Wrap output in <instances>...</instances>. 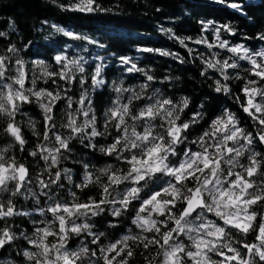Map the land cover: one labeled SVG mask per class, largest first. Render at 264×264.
<instances>
[{"label":"snow or ice","instance_id":"6c2138e0","mask_svg":"<svg viewBox=\"0 0 264 264\" xmlns=\"http://www.w3.org/2000/svg\"><path fill=\"white\" fill-rule=\"evenodd\" d=\"M218 2L223 3L224 0ZM228 7L247 15L239 3H229ZM68 10L105 11L96 0H80ZM201 23L203 30L208 31L214 22ZM221 30L234 34L228 25H220L213 28L218 44L208 43L203 37L193 42L206 44L209 49H226L233 56L216 59L213 63L200 54L202 63L220 72L223 81L240 78L239 72L234 77L230 76L228 69L241 70L264 81V49L254 51L244 45L229 46L228 41L220 38ZM4 35L0 32V37ZM64 35L99 44L97 40L72 31H65ZM259 39L264 40V34ZM99 46L104 47L103 44ZM19 51L11 46L7 52L13 55H0V118H5L4 134L13 138L19 145V151H24L27 141L17 116L26 115L23 105L35 99L44 113V130L37 131L32 120L28 122L29 127L38 139L47 143L38 144L39 151H30L29 155L43 161L44 172L36 177L35 188L30 187L33 181L28 168L18 163L15 156L5 155L12 145L0 148V220L33 214L42 219L31 221L34 226L31 234L21 231L17 236L10 227H0V249L22 238L28 247L18 254H22L29 264H130L136 254L133 245L143 247L145 252L150 247L156 249L154 256H145L147 264H264V85L257 87L259 81L248 79L241 89L245 103L240 106L254 121L253 131L241 127L236 114L225 110L201 135L190 140L192 125L198 124L203 115L197 111L190 120H181V113L189 106L187 98L174 103L171 99L162 98L159 90L146 96L149 85L142 84L136 91L123 87V81L114 88L118 95L113 106L104 112L103 130H99L88 89L73 101L72 96L67 95L71 89H63L65 95L62 96L60 91L36 87L38 80L48 83L49 79L58 77L68 84L77 82L83 88L87 81L82 75L77 80L75 73L85 72L81 63H87L84 57L68 60L66 56L57 55L55 61L61 65L59 71H49L47 65L38 61L36 67L40 71L38 74L33 72L29 79L25 62L13 59ZM141 51L154 50L145 48ZM193 51L189 49V53ZM160 54L169 55L168 52ZM212 55L215 57L219 53ZM120 61L122 65H130L126 69L129 73L144 72L128 57H120ZM240 61H247L251 67L244 68ZM103 67L102 64L95 66L91 76L93 90L106 84L102 77ZM144 75L147 81L154 80L147 72ZM26 82L31 86L26 87ZM215 91L231 94L228 84L220 80H216ZM124 93H130L127 102H122ZM62 99H66L63 108L65 122L60 127L67 131V135L57 130L54 118V110ZM140 100L147 102L134 110L133 103ZM236 101L240 102L238 96ZM74 103L79 107L73 108ZM257 125L259 129L255 130ZM110 129H114L117 135L110 144L99 147V151L106 156H114L126 167L108 165L99 170V175H94L88 171L92 167L90 163L82 162L83 180L74 184L72 170L59 167L62 160L68 159L64 154L72 152L71 142L79 140L85 148L96 149L93 141L97 137L112 135ZM54 167L57 169L55 172L52 171ZM45 173L47 180L43 178ZM63 181L80 191L90 185L99 186L100 199L90 197L87 202L81 201L77 192L69 188L71 201L58 200L57 190L65 188ZM121 185L127 187L121 190ZM17 197L30 199L35 205H40L41 198H44L47 206L35 207L33 212L24 211L16 207L14 198ZM134 201L139 202V207L132 223L140 232L132 234L130 229L129 234L119 240L101 245L104 232H94L95 225L89 221L102 215L106 211L105 205H111L110 214L119 217ZM47 214H51V219ZM209 214L215 219H209ZM251 232L256 233L254 241L246 239ZM237 233L245 239L236 238ZM81 236L91 239L80 240L75 248L69 247L73 237ZM0 264L13 262L0 260Z\"/></svg>","mask_w":264,"mask_h":264},{"label":"trees","instance_id":"16d2710c","mask_svg":"<svg viewBox=\"0 0 264 264\" xmlns=\"http://www.w3.org/2000/svg\"><path fill=\"white\" fill-rule=\"evenodd\" d=\"M80 0H0V32L5 35L0 37V55L11 56L7 48L15 46L20 51L13 57L19 58L25 62V71L29 75L39 73L40 69L36 67V62H43L48 66L49 71H59L61 65L57 64L55 57L57 55L66 56L68 60H77L84 57L87 63L81 61L85 68L83 74L75 73L79 80L81 75L87 81L83 88L77 82L68 84L53 77L44 83L43 80L37 81V89H48L50 91H60L65 95L63 89H71L67 95H71L73 101L80 98L84 89H88L92 97V106L97 116V128L103 130L104 112L113 106L118 93L114 88L120 86L123 81V87L140 90V85H149L145 95H152L159 90L162 98L171 99L174 103H179L182 98H187L189 106L181 113V120L188 121L192 115L199 111L203 119L198 124L192 125L189 132V139H195L208 127L212 120L220 116L225 110L235 113L240 121V126L249 131H253L254 121L243 112L241 103H245V97L241 89L245 86L248 79L259 81L258 77H252L241 70L228 69L230 76H235L239 72L240 78H232L223 81V77L216 69H209L202 63L200 54L204 58L212 60L226 59L233 54L226 49L213 47L209 49L206 44H195L193 41L203 37L208 43L218 44L213 28L220 25H228L234 34H228L221 30L219 35L223 40L228 41L229 46L244 45L250 50L260 51L264 49V40L259 37L264 34V0H224L223 3L218 0H96L101 9L94 12H80L68 10L72 5L78 4ZM229 3H239L244 6L247 15L237 12L228 7ZM95 7V5H93ZM213 21L208 31L203 30V24ZM58 29H63L60 31ZM65 31H72L80 36H87L92 40L99 41V44L89 43L85 39H72L64 35ZM184 43L181 44L180 41ZM153 49L152 52H144L141 49ZM87 49V51H85ZM189 49H193L189 53ZM160 52H168L169 55H161ZM212 53H219L213 56ZM120 57H128L131 62L136 63L138 68L144 70L154 77L153 81H147L144 72L129 73L126 71L130 65H122ZM181 61H184L181 63ZM97 64L104 65L102 77L106 84L101 88L93 90L91 88V76L94 73ZM244 68H250L247 61H240ZM204 72V75H201ZM12 74V73H10ZM72 75V73H69ZM211 77V78H209ZM55 80V83L52 80ZM216 80L226 83L231 89V94L226 95L223 92H216ZM115 82V84L113 83ZM264 81H259L256 85L260 87ZM31 86L26 82V87ZM126 98L130 93L123 94ZM240 102L236 101V97ZM259 100V97H257ZM146 100L135 101L132 105L136 110L143 107ZM87 104V101L85 102ZM203 105L201 108L200 106ZM64 106L66 99L57 103L54 110V118L57 124V130L64 135L67 131L60 127L65 122ZM79 105L73 104V108ZM24 116H17V122L21 125L22 135L27 141L24 145V151H19V145L12 137L4 134V120L0 118V148L12 145L5 154L15 156L18 163L24 164L29 171V176L33 183L30 187L35 188L36 177L44 172V164L39 157L29 155L30 151H39L37 145L47 143L38 139L33 134V129L29 127V120L35 122L36 130L43 131L44 113L35 102L23 105ZM83 119L82 117L80 118ZM256 126L255 130H258ZM112 135L107 137H97L93 142L96 143V149L85 148L79 140L71 142V154L67 160H62L60 168H70L72 170L73 182L80 183L83 180L85 171L82 162H88L92 167L88 169L94 175H99V170L108 165L125 168L114 156H106L99 151V147L107 146L117 135L114 129H110ZM87 143V141H85ZM51 146V145H49ZM180 147H183L181 145ZM195 148V145H191ZM57 169H52L55 172ZM43 178L47 180L45 173ZM106 179V178H102ZM166 179V178H162ZM65 188L57 190V199L62 201H71L68 191L73 188L77 192L81 201L87 202L92 199L99 200L101 189L99 186L90 185L88 188L80 191L67 181H63ZM127 185H121L123 190ZM14 203L18 209L33 212L35 207H46L44 198H41V204L35 205L30 199L23 197L14 198ZM106 211L92 218L89 223H93L94 232H104L100 244L108 245L119 240L122 236L139 233L140 230L132 223L139 202L134 201L129 206L128 211L122 212L119 217L110 214L111 205L104 206ZM119 207V205H116ZM51 219V214H47ZM163 219L162 217H156ZM42 219L38 214L31 216H14L6 220H0V227L8 226L19 236L21 231L31 234L33 224L31 221ZM209 219L215 217L209 214ZM259 219V218H258ZM80 221H78L79 223ZM110 225H115L112 227ZM147 235V234H146ZM255 232H251L246 239L255 240ZM236 238L245 239L237 233ZM52 238L50 237L49 240ZM91 237H73L69 241V247L75 248L80 240H90ZM181 239H184L181 237ZM186 243L188 241L185 240ZM27 242L22 238L17 239L14 244L0 249V260H9L13 264H29L22 254H18L27 248ZM96 247V245H92ZM135 256L130 264H147L145 256L155 255L156 249L150 247L147 252L143 247L133 245ZM34 250V249H32ZM151 258V257H150ZM217 258V257H214ZM218 259V258H217ZM190 264V262H189Z\"/></svg>","mask_w":264,"mask_h":264}]
</instances>
